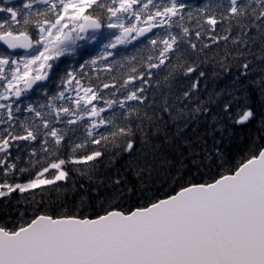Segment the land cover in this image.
I'll return each mask as SVG.
<instances>
[{"label":"snow or ice","instance_id":"1","mask_svg":"<svg viewBox=\"0 0 264 264\" xmlns=\"http://www.w3.org/2000/svg\"><path fill=\"white\" fill-rule=\"evenodd\" d=\"M0 264H264V0H0Z\"/></svg>","mask_w":264,"mask_h":264},{"label":"trees","instance_id":"2","mask_svg":"<svg viewBox=\"0 0 264 264\" xmlns=\"http://www.w3.org/2000/svg\"><path fill=\"white\" fill-rule=\"evenodd\" d=\"M15 2L18 3V2H20V0H15ZM95 54H97V53H93V55H95ZM66 62L67 63H72V60L69 58V59H67ZM98 67L102 68V66H98ZM86 72H87V75L90 76V77H92L93 79L96 78L97 74H99L101 78H104V76L107 75L106 73H103L102 71L99 72V73H97L95 70H91V71L86 70Z\"/></svg>","mask_w":264,"mask_h":264}]
</instances>
